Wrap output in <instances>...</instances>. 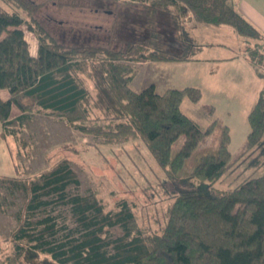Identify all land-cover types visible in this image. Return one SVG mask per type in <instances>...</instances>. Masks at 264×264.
Here are the masks:
<instances>
[{
    "label": "trees",
    "instance_id": "1",
    "mask_svg": "<svg viewBox=\"0 0 264 264\" xmlns=\"http://www.w3.org/2000/svg\"><path fill=\"white\" fill-rule=\"evenodd\" d=\"M129 3L144 8L146 40L114 49L62 44L36 18L41 4L0 0V90L7 89L10 95L8 100L0 98L2 138L7 145L9 138L16 141L33 115H42L101 137L105 144L139 140L176 186L165 221L157 222L158 232L144 231L127 199H117L106 210L93 193L70 194L69 187H78L80 181L70 163L60 159L29 178L0 175L4 189L0 215L15 208L11 214L16 222L0 243V264H264V91L247 116L250 131L238 157L231 158L230 132L224 126L216 153L202 155L184 174L185 161L213 126L202 131L181 111L184 98L193 104L200 101V90L185 87L158 94L153 85L141 91L130 87L136 71L131 63L192 60L163 49L151 30L158 15H168L179 29L190 12L197 23L231 26L246 41L255 40L244 51L258 75L264 64V36L236 10L234 0ZM24 31L36 38L35 57L29 53ZM12 107L20 112L14 117ZM207 111L213 116V107ZM180 136L184 141L172 155V145ZM241 165L250 173L235 187L214 188ZM17 194L23 196L22 202ZM58 208H68L70 227L54 213ZM113 228L121 234L112 236Z\"/></svg>",
    "mask_w": 264,
    "mask_h": 264
},
{
    "label": "rangeland",
    "instance_id": "2",
    "mask_svg": "<svg viewBox=\"0 0 264 264\" xmlns=\"http://www.w3.org/2000/svg\"><path fill=\"white\" fill-rule=\"evenodd\" d=\"M32 1L41 4L36 18L62 44L109 45L120 49L133 40L145 43L148 21L143 14L144 8L140 4L129 3L131 0H119L124 4L107 0H59L57 4L46 0ZM190 14L188 12L183 18V27L186 29L175 28L168 15H158V20L155 18L157 26L154 24L151 30L155 32L158 42L168 54H186L192 57L205 54L218 57L241 55L247 61L244 48L253 46L256 41H246L231 26H223L220 28L221 32L211 31L205 36L204 43H222L223 46L216 45L206 49L195 46L197 34L187 30L197 28L188 17ZM24 34L29 48L36 49L35 36L28 31H24ZM130 65L136 69L130 84L134 91L143 90L152 81L165 83V86L159 85L158 94H162L166 88H201L203 98L200 102L193 104L184 98L180 108L202 131L212 123L213 126L185 161L181 173H189L202 155L216 153L222 129L226 125L231 129V158L238 157L246 140L242 129L244 126L249 129L247 116L264 91V64L258 70L260 75L252 66L249 68L254 77L240 66L242 64L233 68V71L239 73V69L243 73L239 85L232 84L231 77L234 79L235 76L220 64L209 65L207 69L212 72L211 75H205L204 68L193 62H160L141 67L139 63ZM226 75L229 77L226 83L218 81ZM211 104L219 108L213 116L207 111ZM226 111H230V115ZM183 141L184 136H180L173 143L172 155L177 152ZM8 148L15 166V169L10 170L12 176L29 178L47 170L56 161L65 159L80 181L78 187H69L70 194L93 193L106 210L113 208L117 199L125 198L134 206V215L144 231L158 232L159 225L165 221L164 213L172 201L171 196L176 191V186L165 178L139 140L117 139L105 144L103 138L75 131L59 119L33 115L20 131L16 141L9 138ZM7 170L4 171L8 172ZM249 173L250 171L243 170V165L238 166L226 173L214 188L230 190ZM3 190L0 188V191ZM16 196L18 202L23 201L21 194ZM67 209L58 208L54 213H58L62 223L70 227L73 223ZM14 211L15 208H12L8 214L0 215V243L16 227L11 214ZM110 233L115 237L120 235L121 231L119 228H113Z\"/></svg>",
    "mask_w": 264,
    "mask_h": 264
},
{
    "label": "crops",
    "instance_id": "3",
    "mask_svg": "<svg viewBox=\"0 0 264 264\" xmlns=\"http://www.w3.org/2000/svg\"><path fill=\"white\" fill-rule=\"evenodd\" d=\"M234 5H235L236 10L247 21H249L255 28H257L258 31L264 36V0H234ZM188 17L193 20L192 14H190ZM193 22L195 23V26H197L196 30L195 29H187V30L189 32L193 31L194 33L197 34V38H196L195 42H196V45L200 47V49L213 48V46H216V45L217 46H223L222 43H216V44L204 43L205 36H207V34L209 32H211V31L221 32L220 28H222L223 26H219V27L211 26L210 27V25L197 23L194 20H193ZM183 24H185V23H182V28L186 29L185 27H183ZM209 28H211V29H209ZM201 34H202V36H201ZM26 42L28 44L27 40H26ZM245 49H246V47L244 48V50ZM28 50H29V53H30V55L32 57L36 56L37 48L32 50L28 46ZM182 62H193L194 64H196L198 66H201L202 69L204 68V72L203 73L205 75H211V73H212L210 70L207 69L209 67V65L220 64L221 66L225 67V70L228 73L231 72V75L233 74L235 76L234 79H233V77H231V81H232V84L235 83L236 85H239V83L242 82V78H240L242 76V74H243L242 71L239 70V69H238L239 73L236 72V71H233V68L239 66V64H242L240 66H242L245 70L248 71V73L252 77H254L252 75V70H250L252 65L248 61H246L241 55L240 56H234V57H230V56L229 57H226V56L218 57L217 55L215 56V55H207V54H205L203 56H200V55L199 56H194V57H192V60H190V61H182ZM182 62H166V63H182ZM150 63H160V62L147 61V62H144V63H140L139 67L144 66L145 64L148 65ZM228 73H227V75H228ZM217 74H218V72L215 73V75H217ZM227 75L221 77V79H219L218 81H220L222 83H226L227 79H229V77ZM149 83H150V85L154 86V89H155L156 93H157V89H158L159 85L163 84V82H153V81L149 82ZM163 86H165V83L163 84ZM192 87H195V86H192ZM197 88L201 92V99H202L203 98V93L201 91V88H200V86H197ZM169 89H172V88H166V90H169ZM232 89H234V88L232 87ZM9 96L10 95H9V92H8L7 89H1L0 90V98L2 100H8ZM210 106L214 108L213 115H216L217 112H218V109H219L218 106L217 105H213V104H211ZM19 113L20 112H19V110L17 108L12 107V111H11V116L12 117L18 115ZM226 113L228 115H230L231 112L230 111H226ZM247 122H248V120H247ZM226 126H227V128L229 129V132H230L231 131L230 126H228V125H226ZM242 131H243V133L245 135V138H246L248 133H249V131H250V128L247 129V127L244 126ZM230 139H232L231 135H230ZM230 144H231V140H230ZM229 150H230V145H229ZM4 167H6V168H4ZM5 169H8L7 170L8 172H5L4 171ZM11 169H15L14 161L12 160V158L10 156V152H9V148H8L7 143L2 138V128H1V125H0V175L12 177V175L10 173Z\"/></svg>",
    "mask_w": 264,
    "mask_h": 264
}]
</instances>
